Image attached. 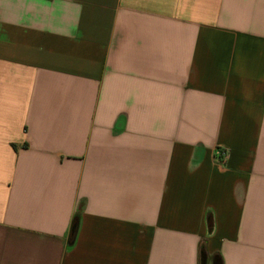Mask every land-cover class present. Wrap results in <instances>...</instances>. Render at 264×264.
<instances>
[{
	"label": "crops",
	"instance_id": "1",
	"mask_svg": "<svg viewBox=\"0 0 264 264\" xmlns=\"http://www.w3.org/2000/svg\"><path fill=\"white\" fill-rule=\"evenodd\" d=\"M0 264H264V0H0Z\"/></svg>",
	"mask_w": 264,
	"mask_h": 264
},
{
	"label": "built area",
	"instance_id": "2",
	"mask_svg": "<svg viewBox=\"0 0 264 264\" xmlns=\"http://www.w3.org/2000/svg\"><path fill=\"white\" fill-rule=\"evenodd\" d=\"M215 154L218 163L223 164L228 152L224 148H217Z\"/></svg>",
	"mask_w": 264,
	"mask_h": 264
},
{
	"label": "trees",
	"instance_id": "3",
	"mask_svg": "<svg viewBox=\"0 0 264 264\" xmlns=\"http://www.w3.org/2000/svg\"><path fill=\"white\" fill-rule=\"evenodd\" d=\"M77 228H78V217H75L73 224H72L71 234H70V238H69L70 243L73 242V240L76 236Z\"/></svg>",
	"mask_w": 264,
	"mask_h": 264
}]
</instances>
